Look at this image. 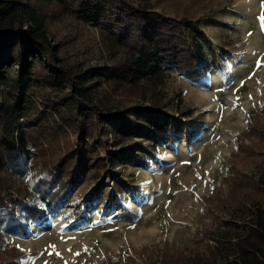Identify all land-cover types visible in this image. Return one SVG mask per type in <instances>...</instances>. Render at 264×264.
<instances>
[{"label":"trees","instance_id":"trees-1","mask_svg":"<svg viewBox=\"0 0 264 264\" xmlns=\"http://www.w3.org/2000/svg\"><path fill=\"white\" fill-rule=\"evenodd\" d=\"M203 21L178 0H0V195L10 198L11 174L23 177L32 167L41 136L72 134L76 140L54 164V176L35 189L50 206L74 185L96 179L105 165L101 151L113 167L138 166L135 153L182 135L185 123L169 115L155 93L168 66L192 80L206 73ZM87 26L102 35L83 38ZM114 81L135 87L142 101L122 108L112 104L106 85ZM246 122L224 178L227 195L220 186L210 195L227 223L204 231L207 249L161 250L160 260L150 259L151 264H218L220 258L225 264H264V207L258 202L264 178L237 162L239 153L264 152V99ZM122 136L142 140L122 144ZM95 194L104 201L102 190ZM23 201L17 223L4 228L0 216V264H21L27 257L17 246L4 248L3 231L22 233L26 221L44 216V208L25 196ZM243 218L245 224H237Z\"/></svg>","mask_w":264,"mask_h":264},{"label":"rangeland","instance_id":"rangeland-1","mask_svg":"<svg viewBox=\"0 0 264 264\" xmlns=\"http://www.w3.org/2000/svg\"><path fill=\"white\" fill-rule=\"evenodd\" d=\"M178 2L204 17L201 42L208 68L200 79L192 80L168 66L155 99L185 123V131L159 145L143 141L144 153H135L138 166L113 167L101 151L105 165L96 179L74 185L50 206L35 189L54 176V164L76 140L72 134L41 136L32 167L23 177L11 174L6 186L10 198L0 195L4 228L18 222L24 196L45 210L43 217L26 221L22 233L3 229L4 248L26 250L21 264H94L102 259L151 264L161 250L207 249L204 231L229 220L210 195L215 186L221 187L223 197L227 195L224 178L238 152V135L264 99V21L258 19L262 0ZM52 30H59L56 23ZM94 33L102 35L98 27L87 26L83 38ZM103 49L107 53V47ZM106 87L110 102L121 108L143 99L135 87L115 81ZM118 140L125 144L142 139ZM237 162L245 172L264 178V152L250 157L239 153ZM107 171L114 172L112 178ZM99 190L103 202L95 197ZM258 202L264 207V191ZM243 219L237 224L243 226L247 220ZM218 264L225 261L220 258Z\"/></svg>","mask_w":264,"mask_h":264},{"label":"snow or ice","instance_id":"snow-or-ice-1","mask_svg":"<svg viewBox=\"0 0 264 264\" xmlns=\"http://www.w3.org/2000/svg\"><path fill=\"white\" fill-rule=\"evenodd\" d=\"M261 9H262V13H261V16L258 17V19L261 21H264V0H262ZM262 30H264V27H262ZM257 64L259 66L261 64V61L258 60ZM250 98H251V96H250ZM52 247H54V246H52ZM69 251H71V249H69ZM49 254H51V253H49ZM56 254L59 255V253H56ZM75 255H79V253H75ZM45 264H47V262H45ZM66 264H67V262H66Z\"/></svg>","mask_w":264,"mask_h":264}]
</instances>
